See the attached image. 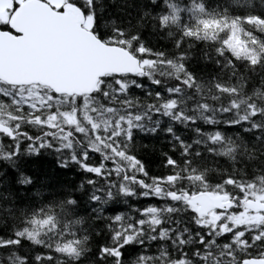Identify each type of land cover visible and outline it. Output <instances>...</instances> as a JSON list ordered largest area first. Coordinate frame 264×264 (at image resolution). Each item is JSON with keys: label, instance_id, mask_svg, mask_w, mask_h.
I'll use <instances>...</instances> for the list:
<instances>
[{"label": "snow or ice", "instance_id": "snow-or-ice-1", "mask_svg": "<svg viewBox=\"0 0 264 264\" xmlns=\"http://www.w3.org/2000/svg\"><path fill=\"white\" fill-rule=\"evenodd\" d=\"M66 2L83 85L0 0V264H264V0Z\"/></svg>", "mask_w": 264, "mask_h": 264}, {"label": "water", "instance_id": "water-1", "mask_svg": "<svg viewBox=\"0 0 264 264\" xmlns=\"http://www.w3.org/2000/svg\"><path fill=\"white\" fill-rule=\"evenodd\" d=\"M64 13H53L50 2L45 0H25L26 9L23 22L31 32V47L22 63H31L39 68L58 69V76L77 81L81 85L88 82L90 68L96 61L89 55L88 49L78 36L76 25L82 19L74 4L65 3ZM19 26V24H17ZM3 46L0 44V52ZM68 52L71 57L56 64L58 54ZM4 75V64L0 59V76ZM45 83L52 81L46 79Z\"/></svg>", "mask_w": 264, "mask_h": 264}, {"label": "trees", "instance_id": "trees-1", "mask_svg": "<svg viewBox=\"0 0 264 264\" xmlns=\"http://www.w3.org/2000/svg\"><path fill=\"white\" fill-rule=\"evenodd\" d=\"M224 2H225V0H208V4L211 7H215L218 3H224ZM40 167L43 170L52 173L57 179H64L65 178V173L56 171V165H55V162H54V157L46 156L40 162ZM153 167H155V162L153 163ZM66 175L68 177H72L73 173L72 172H67Z\"/></svg>", "mask_w": 264, "mask_h": 264}, {"label": "rangeland", "instance_id": "rangeland-1", "mask_svg": "<svg viewBox=\"0 0 264 264\" xmlns=\"http://www.w3.org/2000/svg\"><path fill=\"white\" fill-rule=\"evenodd\" d=\"M62 0H56V4H59ZM7 14L3 10H0V21L6 20Z\"/></svg>", "mask_w": 264, "mask_h": 264}, {"label": "flooded vegetation", "instance_id": "flooded-vegetation-1", "mask_svg": "<svg viewBox=\"0 0 264 264\" xmlns=\"http://www.w3.org/2000/svg\"><path fill=\"white\" fill-rule=\"evenodd\" d=\"M48 2H50V0H47ZM66 2V0H62L59 4H57V6H60V5H64Z\"/></svg>", "mask_w": 264, "mask_h": 264}]
</instances>
